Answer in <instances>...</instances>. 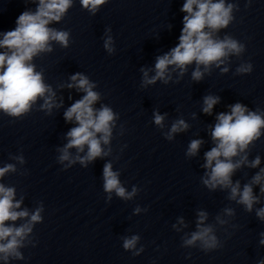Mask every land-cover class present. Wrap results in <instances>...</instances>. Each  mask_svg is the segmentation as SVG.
Segmentation results:
<instances>
[{"label": "clouds", "instance_id": "1", "mask_svg": "<svg viewBox=\"0 0 264 264\" xmlns=\"http://www.w3.org/2000/svg\"><path fill=\"white\" fill-rule=\"evenodd\" d=\"M36 2V0H32ZM81 6L90 13L95 14L100 6L107 0H79ZM73 0H38L35 12L24 11L16 19V27L13 30L2 33L3 39H0V48L7 51L0 52V112L10 117H21L28 113L38 98H43L42 109L49 113L53 107H60L56 104L55 93L51 86L44 82L42 72L36 71L32 63L33 57L40 53L51 52V42L55 41L61 47L67 48L69 45L70 33L64 30H56L48 27L51 22H59L72 6ZM235 5L225 3V0H185L181 11L187 13L183 17V28L179 36V43L171 49L169 53L157 57L155 63V75L149 77L148 71L142 69L144 74L143 84H154L157 80L167 83L171 79L168 74L169 66L180 69V74L186 71L188 65L196 63L197 68L192 73V79L199 81L204 73L200 70L203 65L205 71L212 64L217 67L224 63V60L230 55L239 56L244 50V45L230 36L223 39L215 38L214 33L220 29L226 28L233 20L232 11ZM113 40L111 36L105 39L104 47L111 54L114 52L112 47ZM224 68L223 71H227ZM252 64H242L237 69V73H250ZM72 83L69 88L75 87L78 91L84 93L83 97L66 109L64 119L68 122L74 121L77 126L72 127L67 133V144L58 149L61 153L57 158L60 163L68 162L65 167L79 162L82 166L93 162L98 157H103L111 152V148L104 150L102 145H109L112 137V130L118 118L111 107L101 105L95 108L94 105L100 100V93L93 89L96 85L90 82L89 78L81 73H76L70 77ZM219 102V97L206 96L202 111L205 114H211L213 107ZM228 113H219L216 117V124L211 130L212 140L215 146L205 152V163L202 165L209 170L202 178V183L210 190L218 187L221 189H230L229 199L236 200L242 204L246 211L251 212L253 205L259 202V198L253 194V184L260 185V192L264 193V169H261L253 176L251 183L245 184L241 190L240 182L233 184L232 174L248 163L247 155L241 159L233 161L240 153H244L248 146L261 136V129L264 128V113L249 111L243 104L236 103L230 106ZM165 116L154 113V123L163 128ZM189 125L183 120H176L170 130L165 133L166 139L171 140L173 134L185 131ZM203 141L194 139L190 142L187 149L188 156H195ZM86 154L81 156L80 153ZM75 148L77 155L73 157L70 149ZM21 164L24 163V157L18 156ZM260 165V157L248 163L249 167L256 168ZM14 164H7L0 167V178L9 172H15ZM120 173L113 171L112 163H106L103 167V188L109 194L114 192L118 197L130 200L137 193L134 186L131 192H128L122 186L119 179ZM238 197V199H237ZM22 200H15V188L6 187L0 183V258L5 261L9 257L23 259L19 251L24 247V240L32 232L33 225L42 221L41 212L43 206L37 207L31 214L27 209H20ZM137 207L135 211L140 212ZM229 216L233 215L232 209H225ZM256 215L264 220V208L256 211ZM27 219V222L16 226L6 224V222H15L18 219ZM207 219L206 212L198 213L197 230L183 241V246H194L200 243L204 250L215 249L219 246V241L214 234L212 225H205ZM221 224L225 221L217 217ZM184 224L183 219L179 220ZM175 227V225H174ZM179 230V229H177ZM140 237L133 235L123 239V248L133 250ZM264 244V239L260 241ZM140 251H134L133 255H139ZM259 264H264L261 260Z\"/></svg>", "mask_w": 264, "mask_h": 264}]
</instances>
